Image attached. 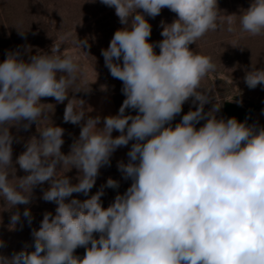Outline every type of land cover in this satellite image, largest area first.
I'll list each match as a JSON object with an SVG mask.
<instances>
[{
  "label": "clouds",
  "instance_id": "9594fccd",
  "mask_svg": "<svg viewBox=\"0 0 264 264\" xmlns=\"http://www.w3.org/2000/svg\"><path fill=\"white\" fill-rule=\"evenodd\" d=\"M100 2L114 7L124 25L101 54L126 97L118 114L103 117L102 127V118L89 116L93 109L84 100L69 99L83 75L87 39L71 41L75 52L54 42L50 54L38 52L25 61L9 52L0 63V200L8 210L28 205L34 187L48 182L42 199L57 205L55 214L46 212L39 229L32 230L34 250L10 258L0 254V264H264V127L218 119V103L204 111L211 97L201 82L217 66L190 48L209 32H236L237 17L241 35H264V0H252L240 15L225 14L218 0ZM164 8L177 19L162 25L163 39L151 43L146 16L155 18ZM229 45L243 48L239 38ZM244 82L249 89L264 85V68L252 65ZM43 97L68 100L63 120L80 125L68 154L61 151L64 129L52 123L41 127L49 119L45 106H53L41 103ZM190 98L195 110L173 126ZM129 109L136 114H126ZM24 121L25 130L36 123L39 138L31 137L16 159L27 173L16 178L9 129ZM114 130L119 135L113 136ZM129 142L128 162H118L123 178L132 181L123 194L103 207L104 187H119L109 178L89 198H72L88 196L100 168L110 166L112 154ZM72 168L79 173L75 184L65 175ZM23 217L31 224L30 209ZM20 220L17 210L10 228ZM78 247L85 248L83 257L74 254Z\"/></svg>",
  "mask_w": 264,
  "mask_h": 264
},
{
  "label": "rangeland",
  "instance_id": "374dc122",
  "mask_svg": "<svg viewBox=\"0 0 264 264\" xmlns=\"http://www.w3.org/2000/svg\"><path fill=\"white\" fill-rule=\"evenodd\" d=\"M252 0H218V6L225 14L240 15L241 10H246ZM223 12L221 14H223ZM151 25L152 31L149 42L157 43L163 39L161 36L162 25L170 24L177 16L169 9L161 10L160 15L155 18L146 16ZM119 18L115 14L114 7H108L100 0H0V63H2L9 52H18L25 61H29L32 55L38 52L49 53L54 42L61 44V49L67 52H75V46L71 43L76 37L80 40L87 39L88 47L83 50L87 53L81 55L80 64L83 75L69 90V99L76 98L85 101V107H91L89 116L99 115L103 126V117L118 114V110L126 98L121 89L122 81L111 76L109 69L105 66L102 49H107L115 31L123 28ZM225 25V29H226ZM236 32L216 31L207 33L195 44L190 45L192 50L210 56L216 64L215 73H210L201 83L202 87L210 91V102L205 104L204 111L208 112L215 103L221 104L217 118H232L228 110L232 108H245L249 115L240 122H247L248 125H255L257 128L264 127V85H258L255 89H249L244 82L246 71L251 70L252 65L256 68H264V35L250 36L241 35L239 29V17L235 24ZM20 32H25L23 35ZM71 33L66 40L61 37ZM239 38L241 47H232L230 42ZM154 51L158 54L160 49L157 46ZM96 80V81H95ZM102 86L104 89L102 90ZM80 90L73 93L72 91ZM41 103L52 104L45 106L49 119L44 124L59 126L64 129L61 151L68 154L71 145L79 137L80 125H74L63 120L65 107L68 100L57 103L52 97L41 98ZM192 98L182 106V112L172 121L173 126L180 122L182 116L190 110H195ZM126 114L135 115L136 112L129 109ZM20 126H12L9 131L13 135L12 159L16 169L15 177L21 178L25 173L15 164L16 159L26 150L28 140L36 136L39 138L36 123H32L29 129ZM83 123V121L81 122ZM204 120L200 121L197 127L202 126ZM113 136L119 135L113 131ZM128 146L118 148L110 158V166L100 168L96 183L90 190L89 195L74 193L72 198L81 201L94 195L106 185L109 178L119 182L118 188L104 187V195L101 196L103 207L107 208L115 199L117 194H123L130 187L131 179L125 180L118 170V162H128ZM9 179L12 184L17 180L9 169ZM67 169L59 173L63 175ZM78 170L72 168L65 173L73 184L77 183ZM50 187L48 182L37 185L33 189V197L28 205H18L17 208L8 210V206L0 200V240L4 246L0 247V254L11 257L25 248L34 250V238L31 235L33 229H39L43 216L46 212L55 214L57 205L54 202H45L42 199L43 191ZM71 199V198H69ZM25 208L30 209L32 215L31 224L23 217ZM21 213V220L15 228H10V217L16 211ZM98 235V234H97ZM75 255L83 257L85 248L78 247Z\"/></svg>",
  "mask_w": 264,
  "mask_h": 264
},
{
  "label": "crops",
  "instance_id": "0c3cea01",
  "mask_svg": "<svg viewBox=\"0 0 264 264\" xmlns=\"http://www.w3.org/2000/svg\"><path fill=\"white\" fill-rule=\"evenodd\" d=\"M230 116L235 117L238 121H243L250 113L245 108H232L228 110Z\"/></svg>",
  "mask_w": 264,
  "mask_h": 264
}]
</instances>
